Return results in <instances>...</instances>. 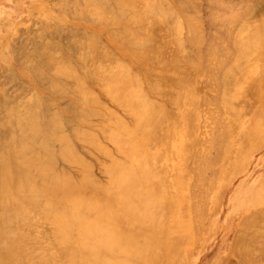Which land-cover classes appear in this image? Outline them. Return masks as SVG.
<instances>
[{
  "label": "bare ground",
  "instance_id": "1",
  "mask_svg": "<svg viewBox=\"0 0 264 264\" xmlns=\"http://www.w3.org/2000/svg\"><path fill=\"white\" fill-rule=\"evenodd\" d=\"M75 1L79 5L84 3V0ZM176 1L182 6L169 5L163 10L164 7L158 9L153 5L137 9L133 0H126L124 5L128 9L124 12L129 17L132 13V18L124 26L121 20L115 21L117 27L113 31L126 43L125 48L131 54L126 53L133 59L129 62L117 57L115 60L113 55L110 66L106 65L109 53L102 54L98 50L97 45L101 43L97 35L88 31L79 34L80 39L70 37L66 42L65 49L75 55L61 51L64 47L55 39L61 36L60 29H53L49 35L47 25L41 24L37 34L29 35L13 47L10 36L0 35V69L6 67L4 56L11 51L18 53V58L13 56L17 61L27 58L29 64L22 62L23 59L20 63L34 79L43 82L40 86L44 90L72 96L68 110L82 125L79 127L78 121H72L73 130L68 132L70 118L62 110H53L51 98L42 90L25 100L24 97L17 100L19 89L12 92L13 95L3 89L6 84L0 86V264H183L192 254L191 235L202 221L203 213L197 204L199 196L195 199L193 196L196 182L192 179L203 182L207 171L219 165L209 186L211 192L219 190L232 168L228 165L231 156L227 150L228 139L237 134L226 127L206 137L200 136L195 120L200 119L199 104L202 105L208 94L203 99L199 85L204 87L211 80L224 90L223 110L212 113L214 120L233 113L230 105L236 108L234 114L249 116L250 102L258 99L253 94L254 83L264 80V21L257 24L251 37L244 40L237 37L242 41H239L242 47L235 46L236 51L242 50L240 55L237 53L239 56L245 57L251 51L259 58L246 70L243 82L230 86L232 78L238 82L236 76L242 74L236 73L240 62L229 67L226 63L231 55L221 56L226 51L223 41L227 40L223 38L226 36L220 35L221 32L208 36L202 32L194 18L199 8L195 0ZM86 4L89 5L82 8L83 14L96 13L95 17L88 16L99 26L109 25L112 19L122 15H116L115 8L111 7L110 13L105 15L97 7L92 8L91 0ZM257 6L248 8L247 13H254ZM190 7L194 8V16H190L192 12L187 14ZM3 13L4 10H0L1 17ZM197 17L201 19L202 15ZM208 20L224 23L227 19L212 12ZM8 23L0 18V25ZM155 23L165 30L173 28L178 34L176 53L170 57L160 45L158 49L154 46L151 29ZM78 31L81 32L71 29L70 36H76ZM235 41L225 43H237ZM206 42L207 51L216 56V62L224 57L223 64L220 58L221 66L208 64L211 55L198 53L197 50L202 51L199 48L192 52L185 47V43L200 47ZM231 45H227L230 52L234 48H230ZM88 54L92 64L86 61ZM85 65L89 67L84 71ZM207 65L213 70L208 72ZM137 66L140 70L135 69ZM202 70L209 74L204 73L208 76L205 84L199 82ZM12 71L21 76L15 66ZM16 73L7 72L6 76L11 74L10 82L18 80ZM87 78L94 79L105 97L119 104L130 119L119 112L120 115L112 113L111 109L105 113L107 103L104 107L102 97L98 96L100 92H94ZM247 94H251V98L244 102L249 107L243 112L238 101L241 96L248 99ZM103 112L107 119L96 131L91 117ZM258 114L264 117V112ZM256 124L254 122L253 127ZM249 131L256 135V130ZM263 133L264 122L261 121L257 135L263 136ZM103 138L111 142L113 148L105 144ZM235 142L236 138L231 141L232 146ZM90 154L96 155L94 161V157H87ZM97 154L110 159L100 164L108 176L105 182L94 173L96 163L102 162ZM211 203L212 200H207L208 206ZM242 220L230 254L244 264H264L261 258L264 199ZM236 261L231 259L229 264Z\"/></svg>",
  "mask_w": 264,
  "mask_h": 264
},
{
  "label": "rangeland",
  "instance_id": "2",
  "mask_svg": "<svg viewBox=\"0 0 264 264\" xmlns=\"http://www.w3.org/2000/svg\"><path fill=\"white\" fill-rule=\"evenodd\" d=\"M91 1L93 3L92 8L97 7L98 11L103 12L105 15L110 13V7L115 8L116 15L117 14H122V15L120 18L115 17L114 19H112L113 23H108L109 25L104 24L99 26L95 21H92L89 18V16L95 17L94 15H96V13L92 15H89L90 13L87 15L83 14L82 8H87L86 5H89L86 4L88 3V0H84L83 1L84 3H81L80 5L75 0H0V10H4L3 16L2 17L0 16V18L6 19L7 21H9L8 24H11V25L6 24L7 26H5V24L0 25V28L6 29V30H1L0 35L10 36V43L11 46L13 47L14 44L16 45L21 44L22 41L26 39L29 35L34 36L35 34H37L36 31L38 30L39 32V29H41V24L44 26L47 25L49 35L52 32H54L53 29H57V28L60 29L61 36L59 34V36H55V39H57V41L64 47L63 49H61V51L64 50L65 53L75 55L74 52H72L71 50L65 49L66 42L70 41V37L71 39H80L81 35L79 34H82V32L86 33L88 31L91 33H95L97 35L96 38L101 43L97 45L98 50L102 51V54H105L106 52L109 53V56L106 57L107 66L112 65L113 55L115 60L118 57V59L122 58L121 61H127L129 59L128 61L130 62L133 59V57L127 55L129 50L125 48V46H127L126 43L123 42L121 38H119L120 35L114 33L113 31V28L115 29L117 27V24L114 23L115 21L121 20L124 26L125 23H127L132 18L131 11H130L131 13L130 17L128 16L129 14L127 15L124 12L126 9H128L124 5L126 0H91ZM133 1H134V6H136L137 9H141L142 7L144 8L147 5H153L155 8L158 9L164 7L162 9L165 10L169 5L175 4L176 6H178V4H181V3H177L176 0H133ZM195 1L194 2L198 4L199 8H197L195 12L196 17L194 18L195 20H197L196 22H198V25L200 26L202 32L207 36L216 34L218 32H221L220 35L226 36L223 37L227 39V40H223L225 45L224 48L226 51H224L221 54V56L223 55L226 58H228L227 56L231 55L229 57L230 61H228L227 62L228 64L226 63V65L229 67L230 66L233 67L235 63L240 62L239 63L240 69L238 68L239 70H236V73H239L237 71H240V74H242L243 76L242 75H239L242 77L236 76L238 78L237 80L238 82H236V80L234 82L232 78V82L230 83L231 85L230 84L228 85L233 86L234 84H239L243 82L247 74L246 70L247 69L249 70L252 68V66H254L259 56H257L256 52L254 53L251 51L245 57L239 56L242 50L239 48L240 50L236 51V49L238 48H236L235 46L242 47L241 44L242 41L240 39H237V37L239 38L241 37L242 40H244L247 37H251L252 34H254L256 31L257 24L264 21V0H195ZM261 4L263 7H261ZM98 5L104 7L99 8ZM257 5H259L260 7ZM256 6H257V10L254 13L253 12L247 13L248 8L250 7L255 8ZM190 8H189L190 11L187 9L188 10L187 14L194 12L192 11L194 10V8L193 7ZM212 12H217L219 15L221 14L224 15V18H226L227 20L224 23L219 21H214V22L209 21L208 17L209 15H211ZM234 14H237V16L233 17ZM201 15L203 19L197 17ZM190 16H194V13L193 15ZM152 27L153 28L151 30L152 32L154 31L153 32L154 34L151 33V31L150 33L151 35H154V46L158 49V45H160V49L165 53L167 57H170L174 53H176L174 50L178 45L177 43L178 34L174 32V29L173 28H171L173 30L162 29L161 25L158 23L153 24ZM63 28L64 31L62 32ZM71 29H79L81 30V32L78 31V34L76 36L75 35L70 36ZM65 31L67 34L64 33ZM184 32L187 33V30H184ZM62 36H65V38ZM58 37L61 39V41H64L62 42L63 44L61 43ZM64 39H66V41ZM235 39L237 40L235 41L237 43H233ZM231 40L233 41L232 42L233 44L231 43L232 45L226 44V43H230ZM215 42L218 43V41ZM227 45H231L230 48L234 47L231 52H230L231 49H229ZM185 47L186 50L188 51L193 50L192 52L196 51V49L199 48V50L202 51L197 50V52L198 53L202 52V54L204 55L207 53L206 55L208 56L206 57H209V55L212 54V52L208 53L209 49L207 47V42L201 45L200 47H198L197 45H192L190 43H185ZM119 54L121 55V57ZM14 55L17 58L19 56L18 53L16 52L13 53L12 51L4 56L3 61L4 64H6V67L0 69L1 71H4V72H0V75H2V78L0 76L1 78L0 83L2 82L3 84L0 86L4 87V85L6 84L3 89L8 91L9 94H11L12 92L16 93L17 90L19 89L20 90V91L18 90L19 98L17 100H22L21 97H24L23 100H25L29 96L37 93L39 90L44 91L45 94L49 96L52 100V109L54 110L55 108L56 111L62 110L63 112H65V116L70 118L71 125L67 126L68 127L67 129H69L70 131L67 129L66 130L68 132H71L73 130L72 121L73 122L78 121V119H75V116L73 117L74 114L68 110L69 104L72 102L70 101L72 99V96L69 94L68 95L65 94V96L62 94L61 96V93L58 94L55 93L56 94L55 95L54 93H52V91L47 92L46 89L44 90V88L40 86V84H43V82H41L38 78L34 79L33 76L25 70V66L20 63L21 59H23L22 62L24 61V63L29 64L28 61L26 62L27 58L25 59L24 57H22L20 61L19 60L17 61L16 59L13 58ZM125 57H127V59H125ZM214 57L211 55L208 58L207 63L212 64L211 66L217 68L218 64L221 66L220 61L224 57L221 58L219 56L221 58V60L220 58L218 59L219 63L216 62L217 60ZM212 58L214 59L212 60ZM86 61L91 62V64L93 63L92 62L93 60L90 56L86 58ZM88 62L86 63L90 66V63ZM221 62L223 64L225 60H222ZM240 64H242L241 67ZM88 65H85L87 67H85L84 71L88 69L89 67ZM13 66H15L16 69L18 68V72L21 73V76H19L15 71H12ZM210 67H208L209 68L208 72H210V70H213V68ZM241 68H243L244 70L243 69L242 70L245 71L246 73L243 72ZM135 69L140 70V67L137 66ZM7 70L16 73V76H18V80L14 82H10L8 77H11V74H8V76H6L8 72ZM81 72L83 74V69ZM208 72L205 71L203 72V70L200 72L199 82L203 83L204 81L206 82L208 80L207 79L208 76L206 77L204 74L206 73V75H209ZM5 76L7 77V79ZM7 80L8 83H6ZM20 80L22 81V83ZM23 82H26L25 83L26 85ZM87 82L88 84H90L91 88H93L92 86H94L93 89L95 90L94 91L95 93L98 91L100 92V94L98 92L99 94L98 96L100 98L102 97L101 100L104 101L103 103L104 107L108 105L107 109H105L102 105H100L103 111L105 109L104 111L105 113L108 112V109L109 110L111 109L112 113L119 112L126 119H130V116L125 112V110L120 108L121 106H118L119 104L117 105L114 101L113 103L112 100H110L107 96L105 97V95L101 92L100 87L97 86L98 84L94 81V79L87 78ZM211 82H212L211 80L208 81L206 85H204V87L202 86L203 84L199 85L200 95L201 92L203 93L202 96L204 95L203 97L202 96L201 97L204 99L205 97L208 96L206 99H208L210 104L207 103L208 101H206V99H204V101L202 100L203 101V103H201L202 105L199 104L200 109L202 110L201 117L199 120H195L196 122L195 121L194 122L196 123V125L198 123L199 134L201 137H206L212 131L220 130L226 127L230 129L232 128L234 131L237 132L236 136H232L228 139L229 147L227 148V150L230 151V155H231L229 158L230 161L228 165H231L232 168L231 171L226 176V178L223 179L224 182L221 184L219 190H216L214 192H211L209 186H210V182L213 181L215 172L217 171L219 165L215 164L213 169H209L207 171L206 179L203 182L199 183L197 182L196 179H192V181L196 182V183L193 182L194 183L193 190L196 193L193 196L194 199L199 196L197 199V204L203 210V213H202V221L200 223H197L196 225L197 227L196 229L193 230L191 235L192 241L194 243V246L192 248V254L186 259V261H184L183 264H229L231 259L234 261L236 259L237 260L235 262L236 264H244L241 263V261L239 262L236 256L234 255H232L233 257L231 256L230 248L234 242L236 234L238 233L237 229L239 225H241L244 221L242 219L250 211L257 209V207L260 205V202L264 199V133L263 136L257 135V131L260 129L261 121L262 123L264 122V117L258 114L259 111L264 112V80L259 83L257 82L254 83L253 94H255L258 97V99L255 102L249 101L251 103V111H252L249 114V116L244 117L242 114L239 115L234 114L236 108L230 105L229 107L233 109V113L231 112L229 114L225 113L220 119H216V120L213 119V116L220 110L221 112L223 110L222 92L224 90H222V87L220 86L218 87L214 83V81L212 83ZM209 85L212 86L211 87L212 89L209 88L210 87ZM19 87H21L22 89ZM39 87L41 88L39 89ZM23 88L26 90L24 91ZM13 89L14 90L16 89V91H14ZM203 90L205 92H203ZM26 92H28L27 94L28 96L26 95ZM14 93L12 94L14 95ZM206 93L208 94L207 96L205 95ZM52 95L54 97H51ZM250 96L251 94H247V98ZM103 97L106 99L108 98L107 99L108 101L106 99L104 100ZM250 98L245 99L244 96H241L239 98L238 101L239 109L240 108L243 109V112H245V109L249 107L247 106V103L244 102L250 100ZM209 99L210 100L213 99V100L210 101ZM105 103L107 104L105 105ZM109 103L112 105H109ZM111 107H113L117 111H114ZM103 113H100V116H98L97 114L91 117V120L93 119L92 122L94 123L93 124L94 126H92V128L96 131L98 130L97 126L107 119L106 117H104L106 114ZM100 117L101 119H99ZM97 121L100 122L98 123ZM215 121H218V123L216 124ZM254 122H257L255 127H253ZM77 123L79 127L82 126L79 121ZM77 123H75L76 125L73 123V126L78 127ZM251 129L253 131L256 130V135L253 136L250 133L251 131L249 130ZM235 138H236L235 145L232 146L231 141H234ZM103 142L105 144H108L109 147H111L110 146L111 142H109L105 138H103ZM77 143L80 145L79 142ZM111 148H113V145ZM91 155L93 154L87 155V157L90 159L94 157V159H92V161H94L96 159L95 158L96 155L94 156ZM106 156L107 155H100V156L98 155V157L102 159L101 160L102 162L99 163L97 162L95 166L96 169L94 168L95 169L94 173L96 177L102 180L103 182L107 181L106 177L108 176L107 174L104 173L105 172L104 167H101L102 165L101 163H104V161H106L105 163H108L110 160L109 156L108 157ZM117 156L122 157L120 154H117ZM199 184H203V186L201 187ZM209 199L212 200L210 206L207 205V200ZM261 258L264 259V253Z\"/></svg>",
  "mask_w": 264,
  "mask_h": 264
}]
</instances>
